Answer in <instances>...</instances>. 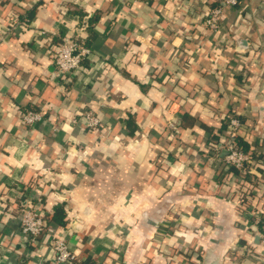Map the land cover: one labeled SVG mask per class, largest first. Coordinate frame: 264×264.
I'll list each match as a JSON object with an SVG mask.
<instances>
[{"label": "crops", "instance_id": "crops-1", "mask_svg": "<svg viewBox=\"0 0 264 264\" xmlns=\"http://www.w3.org/2000/svg\"><path fill=\"white\" fill-rule=\"evenodd\" d=\"M224 1L0 0V264H54L55 238L89 264H264V0ZM65 37L91 52L64 81ZM28 110L45 120L29 127ZM229 114L245 121V174L204 152ZM59 204L67 225L26 242L25 207Z\"/></svg>", "mask_w": 264, "mask_h": 264}, {"label": "built area", "instance_id": "built-area-1", "mask_svg": "<svg viewBox=\"0 0 264 264\" xmlns=\"http://www.w3.org/2000/svg\"><path fill=\"white\" fill-rule=\"evenodd\" d=\"M224 2L225 6H236L238 4V0H225ZM224 13L225 7L222 5L213 8L205 17V25L211 31L218 32ZM15 23L19 24L20 21L16 20ZM90 52L91 50L85 40L72 37L63 38L52 53L57 76L64 81L74 77L82 68V64ZM227 119L229 122L226 135L216 145L207 141L205 145L206 151L204 152L215 159H220L222 155L223 158L221 159L228 167L245 174L248 170V164L251 163V155L240 149L233 136V132L242 126L241 120L235 114L227 115ZM44 120L45 114L43 110H28L22 114V121L29 127H33ZM81 121L90 130H97L101 125V119L91 110L83 115ZM168 130L171 138L177 137L178 127L175 121L168 123ZM258 223L260 224V245L264 255V222L258 221ZM47 230V217L39 213L32 205L25 207L21 218V232L26 238V242L36 243L37 238ZM53 249L55 253L54 264H74L78 260L77 255L71 251L68 243L62 238H55Z\"/></svg>", "mask_w": 264, "mask_h": 264}, {"label": "trees", "instance_id": "trees-1", "mask_svg": "<svg viewBox=\"0 0 264 264\" xmlns=\"http://www.w3.org/2000/svg\"><path fill=\"white\" fill-rule=\"evenodd\" d=\"M34 12L35 11H32L31 15L29 14L24 19V21L26 19L31 20L34 15ZM186 116H187L186 114H179V117L181 118V120L179 121V124H181V127H183V121L185 120ZM239 119L241 120L242 126L239 129H237L235 132H233V136L235 138V141L237 142V145L240 147L241 150H243L245 153L252 152L251 146L245 141V133L247 132L245 121L240 117ZM228 122L229 121L227 118L224 119L221 128H219L218 130L219 131L218 134H215L214 136L211 134V139L209 140L210 143H212L213 145H216L219 143L220 134L227 133ZM133 123H134L133 119L130 116L127 120V125H128V128L132 129L131 131L135 129L132 127ZM47 224H48V229L51 227V225H60V226L67 225V210L63 204L61 205L59 204L54 208L50 217L47 218ZM74 264H89V263H88V260H86L85 262L75 261Z\"/></svg>", "mask_w": 264, "mask_h": 264}, {"label": "rangeland", "instance_id": "rangeland-1", "mask_svg": "<svg viewBox=\"0 0 264 264\" xmlns=\"http://www.w3.org/2000/svg\"><path fill=\"white\" fill-rule=\"evenodd\" d=\"M158 227V226H156ZM153 232H155V236L157 237V235H159V237H163V234L161 233L160 229L159 228H156ZM157 242H160L161 244L164 243L163 239L160 240V241H157ZM163 245V244H162ZM186 247L183 246V244H178V242L176 241H173V244H172V249L171 251H180V250H185ZM186 251H188V249H186ZM177 261H180L179 259H176ZM185 260V259H183Z\"/></svg>", "mask_w": 264, "mask_h": 264}]
</instances>
